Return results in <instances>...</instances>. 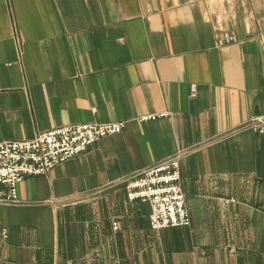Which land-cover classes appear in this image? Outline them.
I'll return each instance as SVG.
<instances>
[{
    "label": "crops",
    "instance_id": "0c3cea01",
    "mask_svg": "<svg viewBox=\"0 0 264 264\" xmlns=\"http://www.w3.org/2000/svg\"><path fill=\"white\" fill-rule=\"evenodd\" d=\"M224 33L239 42L218 48ZM256 116L264 0H0V143L126 122L0 206V264L264 261ZM182 150L192 224L154 232L127 183Z\"/></svg>",
    "mask_w": 264,
    "mask_h": 264
},
{
    "label": "built area",
    "instance_id": "2783aa9c",
    "mask_svg": "<svg viewBox=\"0 0 264 264\" xmlns=\"http://www.w3.org/2000/svg\"><path fill=\"white\" fill-rule=\"evenodd\" d=\"M235 35L217 37V47L238 43ZM196 88H193L195 93ZM170 117L167 112L139 118L150 122ZM250 126L264 133V116L253 117ZM126 122L75 124L39 134L32 140L0 143V206H19V185L28 177L45 176L55 167L88 152L102 139L121 134ZM189 151H179L173 158L160 162L129 181L126 186L130 202L151 207L150 224L154 232L190 227L186 196L181 187V160ZM118 229V223L113 224ZM7 237V231H3Z\"/></svg>",
    "mask_w": 264,
    "mask_h": 264
},
{
    "label": "rangeland",
    "instance_id": "374dc122",
    "mask_svg": "<svg viewBox=\"0 0 264 264\" xmlns=\"http://www.w3.org/2000/svg\"><path fill=\"white\" fill-rule=\"evenodd\" d=\"M231 264H264V261H252V260H247V259H239L236 262H233Z\"/></svg>",
    "mask_w": 264,
    "mask_h": 264
}]
</instances>
